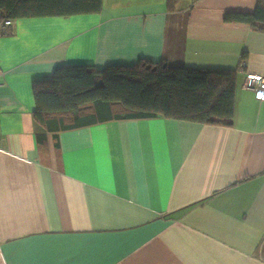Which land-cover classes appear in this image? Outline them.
<instances>
[{
	"label": "crops",
	"instance_id": "1",
	"mask_svg": "<svg viewBox=\"0 0 264 264\" xmlns=\"http://www.w3.org/2000/svg\"><path fill=\"white\" fill-rule=\"evenodd\" d=\"M258 1L103 0L0 32V264H264V100L243 87L264 31L223 19ZM140 58L239 69L231 125L118 119L39 143L35 80Z\"/></svg>",
	"mask_w": 264,
	"mask_h": 264
},
{
	"label": "trees",
	"instance_id": "2",
	"mask_svg": "<svg viewBox=\"0 0 264 264\" xmlns=\"http://www.w3.org/2000/svg\"><path fill=\"white\" fill-rule=\"evenodd\" d=\"M179 1L167 0L168 8L174 10ZM102 7L103 0H0V18L90 14ZM223 19L264 31V0L252 12L230 10ZM238 70L173 67L166 59L150 58L103 69L59 65L49 78L34 82L39 143L48 133L57 140L61 131L118 119L168 117L231 125Z\"/></svg>",
	"mask_w": 264,
	"mask_h": 264
},
{
	"label": "built area",
	"instance_id": "3",
	"mask_svg": "<svg viewBox=\"0 0 264 264\" xmlns=\"http://www.w3.org/2000/svg\"><path fill=\"white\" fill-rule=\"evenodd\" d=\"M12 24H13L12 19H6L0 25V32L8 33L11 29ZM243 87L248 90L254 91L258 99L264 100V75L245 72Z\"/></svg>",
	"mask_w": 264,
	"mask_h": 264
},
{
	"label": "rangeland",
	"instance_id": "4",
	"mask_svg": "<svg viewBox=\"0 0 264 264\" xmlns=\"http://www.w3.org/2000/svg\"><path fill=\"white\" fill-rule=\"evenodd\" d=\"M4 21H2V23H3Z\"/></svg>",
	"mask_w": 264,
	"mask_h": 264
}]
</instances>
